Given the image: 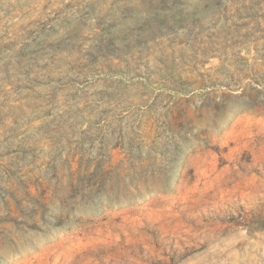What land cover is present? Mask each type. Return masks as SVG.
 <instances>
[{
  "label": "rangeland",
  "instance_id": "obj_1",
  "mask_svg": "<svg viewBox=\"0 0 264 264\" xmlns=\"http://www.w3.org/2000/svg\"><path fill=\"white\" fill-rule=\"evenodd\" d=\"M0 264H264V0H0Z\"/></svg>",
  "mask_w": 264,
  "mask_h": 264
}]
</instances>
